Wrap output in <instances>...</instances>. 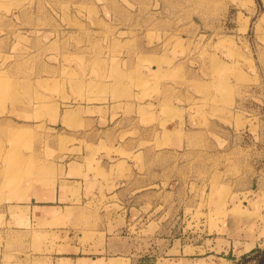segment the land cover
Returning a JSON list of instances; mask_svg holds the SVG:
<instances>
[{"label":"rangeland","instance_id":"374dc122","mask_svg":"<svg viewBox=\"0 0 264 264\" xmlns=\"http://www.w3.org/2000/svg\"><path fill=\"white\" fill-rule=\"evenodd\" d=\"M191 73L222 81L225 99L240 88L228 114L246 151L228 171L232 184L214 185L201 206L208 246L188 252L194 264H257L264 246L236 259L223 244L234 236L243 252L264 224V0H0V262L87 264L84 257L105 256L102 264H125L129 243L149 263L150 222L128 228L126 206L105 193L50 208L28 198L54 188L57 165L82 148L111 152L115 124L135 129V113L118 100L147 98L161 84L163 93L168 84L196 86L198 79H185ZM94 101L117 103L100 131L83 120L82 104Z\"/></svg>","mask_w":264,"mask_h":264},{"label":"crops","instance_id":"0c3cea01","mask_svg":"<svg viewBox=\"0 0 264 264\" xmlns=\"http://www.w3.org/2000/svg\"><path fill=\"white\" fill-rule=\"evenodd\" d=\"M193 75L185 77L186 81L188 78L192 81L198 79ZM198 82L194 88L191 82L190 87L187 85L182 91L179 86L168 84L164 93V85L161 84L159 91L147 98L118 100L129 106V112L135 113V129L127 127L125 131L123 126L115 124L112 127L115 140L110 143L111 152L102 151L94 155L83 148L75 152L69 161L57 165L55 187L47 189V192L41 189L34 191L35 194L30 193L29 201H39L45 208L65 207L76 201H90L103 192L111 201L126 206L128 228L132 220L137 226L145 220L151 224L152 255L155 257L144 263L141 255L135 253V247L128 243L124 259L130 264L197 262L195 253L188 250L194 248L196 251L208 246L205 236L211 232L206 222L208 207L201 206L207 201L205 197L208 198L214 185L232 184L233 175L228 171L239 162L237 153L246 151L243 135L228 114V104L240 98V88L233 87L225 99L221 94L224 89L220 90L224 86L222 81L212 78L204 82L198 79ZM115 104L116 101L110 105L96 101L82 104L86 112L83 120L88 125L93 124L89 130L100 131L99 123L103 119L111 123L112 111L108 106ZM145 114V119H151L147 132H144ZM164 120L167 125L160 128L159 124ZM119 131L134 134L119 140L115 135ZM99 140L105 139L96 141ZM144 140H147L146 144ZM240 160L245 163L246 155ZM199 209L206 215H200L199 225L194 220L190 226ZM228 216L232 223L238 217L233 212ZM220 233L224 235L229 231ZM250 234L253 236L249 235L247 243L252 245L243 252H236L240 247H236L234 241H240L234 236L228 235L229 243L223 245L232 251L236 259L256 247L263 248L264 224ZM84 259L87 264H102L106 258L87 256ZM6 264L16 263L10 261Z\"/></svg>","mask_w":264,"mask_h":264},{"label":"trees","instance_id":"16d2710c","mask_svg":"<svg viewBox=\"0 0 264 264\" xmlns=\"http://www.w3.org/2000/svg\"><path fill=\"white\" fill-rule=\"evenodd\" d=\"M261 257L258 260L257 264H264V249H260Z\"/></svg>","mask_w":264,"mask_h":264},{"label":"bare ground","instance_id":"6f19581e","mask_svg":"<svg viewBox=\"0 0 264 264\" xmlns=\"http://www.w3.org/2000/svg\"><path fill=\"white\" fill-rule=\"evenodd\" d=\"M264 199V198H263ZM237 212V211H236ZM239 212V211H238Z\"/></svg>","mask_w":264,"mask_h":264}]
</instances>
